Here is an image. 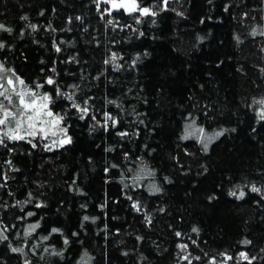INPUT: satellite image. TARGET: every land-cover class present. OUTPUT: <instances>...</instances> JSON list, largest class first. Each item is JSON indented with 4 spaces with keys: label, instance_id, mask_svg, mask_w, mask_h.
<instances>
[{
    "label": "trees",
    "instance_id": "16d2710c",
    "mask_svg": "<svg viewBox=\"0 0 264 264\" xmlns=\"http://www.w3.org/2000/svg\"><path fill=\"white\" fill-rule=\"evenodd\" d=\"M137 3L0 0V64L71 138L0 144V264H264V0Z\"/></svg>",
    "mask_w": 264,
    "mask_h": 264
},
{
    "label": "snow or ice",
    "instance_id": "6c2138e0",
    "mask_svg": "<svg viewBox=\"0 0 264 264\" xmlns=\"http://www.w3.org/2000/svg\"><path fill=\"white\" fill-rule=\"evenodd\" d=\"M105 4H110V8H106L105 11L108 12L109 15H111V12L113 10L120 11L124 10L128 13H134L139 12L141 16L146 15H156L155 12L151 11L148 7H140L137 3V0H103ZM168 0H163V3L166 7ZM79 19V17L77 18ZM139 22V20H137ZM108 24H112V20L107 21ZM4 26L0 24V28H3ZM35 27V26H33ZM255 31L253 32V35H255ZM264 35V33H261ZM0 47H3L2 44H0ZM57 51H60L59 47L56 49ZM112 59H116V54L113 53ZM105 63H108V61H105ZM10 70L5 69L3 64H0V113H2V117L0 118V126H6L9 122V119L15 122L14 128H7L6 131L3 132V135L0 136V144L4 143V137H6L9 140H23L28 136L35 137L37 135V131L43 134V136L46 138L51 132L53 136H55L57 133L52 131V128H59V125L61 124L62 120L64 119L63 116H60L58 114H54L51 109L49 108V104L51 102V97L48 94H39L37 91L32 90L28 88L25 85V82L20 79L19 77L15 78V81L13 80L12 75H7V73ZM14 75V74H13ZM17 83L21 86L20 89H17ZM48 84H53L54 81L49 78L47 80ZM37 89L40 87H43V85H36ZM13 97H16V100L18 103H14ZM67 99L72 100L73 97L69 95ZM5 101H7V105L5 104ZM261 104H264V100L260 101ZM73 107L77 108L79 111H81L84 114H87L88 109L81 108L78 104H73ZM15 109V111H13ZM83 118V116L81 117ZM106 119H111L110 116H106ZM261 119H264V112L261 113ZM40 124L39 129H37V124ZM26 125V127H25ZM113 125H115V121H113ZM50 126V127H45ZM21 130L24 131V135H21ZM60 133H62L66 138L61 139L59 141V144L63 146L64 144L70 143L71 138L67 137V129L66 128H59ZM201 136H203V129L199 130ZM127 133H120V135H126ZM194 133L189 132L188 135H193ZM222 133H216L217 136L221 135ZM187 138V137H185ZM211 139V138H206ZM31 143V141H29ZM53 146L56 145V141L54 140ZM35 146V145H33ZM205 149H207L208 144H204ZM155 191H159V189H154ZM253 192H259L260 189L256 188L255 186L251 189ZM232 195H236L235 192L231 193ZM245 193L241 191L239 193L238 198H243ZM134 208L139 210V206L134 204ZM29 215H32L29 213ZM85 220L88 219V217L84 218ZM38 225H31L30 228L34 230ZM53 232H57L58 229H52ZM193 231H198L196 228H193ZM177 236L181 235L180 233H176ZM0 239H6V237L0 236ZM47 239V237H45ZM67 243V241H65ZM245 244L250 243L249 241H244ZM181 249H186L187 245H179ZM13 252H22L23 249L13 248ZM241 257L243 259H248L247 255L245 253H241ZM184 259H188L187 256L184 257ZM199 259V257H197ZM231 259V257H229Z\"/></svg>",
    "mask_w": 264,
    "mask_h": 264
},
{
    "label": "rangeland",
    "instance_id": "374dc122",
    "mask_svg": "<svg viewBox=\"0 0 264 264\" xmlns=\"http://www.w3.org/2000/svg\"><path fill=\"white\" fill-rule=\"evenodd\" d=\"M126 12V11H125ZM14 103H18V101L14 98ZM39 124V123H38ZM26 127V125H25ZM45 127H48V126H45ZM50 127V126H49Z\"/></svg>",
    "mask_w": 264,
    "mask_h": 264
},
{
    "label": "water",
    "instance_id": "95a60500",
    "mask_svg": "<svg viewBox=\"0 0 264 264\" xmlns=\"http://www.w3.org/2000/svg\"><path fill=\"white\" fill-rule=\"evenodd\" d=\"M109 7H111V5L109 4Z\"/></svg>",
    "mask_w": 264,
    "mask_h": 264
}]
</instances>
